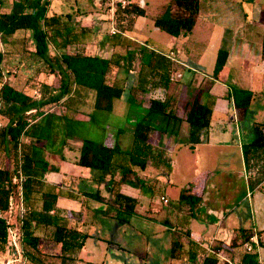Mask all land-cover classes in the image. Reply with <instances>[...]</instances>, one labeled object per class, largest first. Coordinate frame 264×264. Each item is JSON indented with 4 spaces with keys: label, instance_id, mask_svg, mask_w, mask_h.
I'll list each match as a JSON object with an SVG mask.
<instances>
[{
    "label": "crops",
    "instance_id": "crops-1",
    "mask_svg": "<svg viewBox=\"0 0 264 264\" xmlns=\"http://www.w3.org/2000/svg\"><path fill=\"white\" fill-rule=\"evenodd\" d=\"M98 1H51L48 15L56 14L62 18L61 24L46 27L49 33L48 59L54 64V68L48 65V71L37 69V75L29 73L33 63L28 67L29 63L24 58L21 60L22 64L15 60V56L25 54V49H35L31 31L18 29L12 34H6L5 39L0 33V50L5 51L3 80L15 84L11 80L17 75L19 83L21 81L23 85L16 86L22 87L36 98L41 96L44 84L48 85L44 89L46 95L60 91L63 73L54 57L65 52L83 51L111 59L107 80L124 86L122 96L115 100L111 111L95 110L93 93L80 89V93L75 92L77 95L74 106L70 110H66L64 106L60 111L49 103L50 106H44L42 114H37L35 119L29 121L30 135H23L22 139L31 142L37 157L42 163L48 164L41 181L58 193L56 206L59 211L54 213L52 209L50 212L54 215L55 222L65 223L69 228L88 234L77 252L80 258L91 259L93 256V249H88V240L94 237L93 229L99 226V218L111 217L128 224L134 216L149 220L151 213H154V242L158 244L154 248V264H204L209 255L216 259L214 264H264V150H249L246 161L243 149V145L255 137L256 125L264 135V0H200V11L191 32L178 36L171 34L172 42L167 48L168 52H175L178 62L168 58L166 52L157 51L153 47L159 42L147 34L149 26L162 29L155 25L146 0L143 3L137 1L146 9L147 14L136 16L127 29H119L116 25L115 12L118 4L115 0H107L109 7L105 10L95 7ZM165 2L167 0H160L158 3L154 0L150 5L154 6V13ZM14 10H19L14 7V0H0L1 12ZM113 28L117 32L113 33ZM224 43L229 54L224 67L214 75L218 50ZM169 67L177 69L175 72L178 82L175 83L174 79L167 82L168 94L166 93L165 98L171 106L174 103L176 107V103L182 98H188V94L182 95L185 86L208 84L201 98L204 102H213L207 139L190 146L189 125L186 120L175 122L155 116L152 120L154 142L151 135L150 143L153 144L154 151L162 150V154L156 156L154 161L148 160L144 170L133 166L134 172L131 175L132 179L154 178V189L152 186L147 188L141 183L137 184L136 179L130 182L123 178L122 182L120 164H114L108 171L78 164L83 136L91 138L95 131L101 132L98 141L108 145L106 141L112 129L117 133L123 132L120 134L121 144L126 143L132 148L136 123L147 113L149 100L160 98L151 96V85L155 88L162 81L161 77L164 81ZM187 70L193 74L191 77ZM33 77L40 82L38 89L35 84L31 85V82H35ZM183 79L186 81H182ZM178 86L180 91L176 89ZM234 86L252 91L250 104L245 107L236 106L232 95ZM69 94L74 95V88ZM83 103L86 110L85 106L81 108ZM120 103L124 104V109L118 112L125 116L126 126L112 127L109 118L111 114L117 113L116 105ZM177 111L176 108V114L183 117ZM128 113L134 116L131 123L128 122ZM66 114L75 119L78 125L79 121L82 124L79 129H70L76 135H65V143L62 144L65 126L60 119ZM6 123L7 119H0V125ZM32 131L36 133L32 134ZM180 134H183L182 139ZM0 145V166L12 167L9 152ZM120 148L127 151V147ZM174 152L176 154L173 157ZM182 159L183 171L176 175V180L174 172ZM217 160L224 163L216 165ZM233 161H237L238 165H233ZM151 168H154V177L151 175ZM189 186L193 193L202 197L193 205L179 200L181 189ZM46 187L42 186L37 192H42ZM172 188H176L174 199L167 196ZM117 191L136 200L132 213L128 214L122 210L123 207L118 206L121 215H125L121 218L113 215V210L117 208L114 203ZM19 203L17 194L7 213L10 231L15 232L18 238L16 243L11 238L7 250L0 252V264H4L5 259L2 257L9 253L25 258L21 241L27 226L36 229L34 234L38 236L42 234L39 230L45 226L25 220L18 214L16 226L13 227L12 213L15 209L18 210ZM33 204L36 209L41 208L42 199L39 198ZM50 228L48 238L54 244L53 252L59 254L61 243L54 240L53 228ZM39 237L40 249L43 238ZM98 237L109 240L105 236ZM247 244L252 245L251 250L247 248ZM142 250L144 251L139 253V257H147L148 250ZM43 252L50 253L47 249ZM16 258L18 259L17 256ZM13 260L15 258H10L5 264ZM142 264L148 263L143 260Z\"/></svg>",
    "mask_w": 264,
    "mask_h": 264
},
{
    "label": "trees",
    "instance_id": "trees-1",
    "mask_svg": "<svg viewBox=\"0 0 264 264\" xmlns=\"http://www.w3.org/2000/svg\"><path fill=\"white\" fill-rule=\"evenodd\" d=\"M52 0H14V7L19 8L17 11L1 12L0 11V33L5 39L6 34H12L18 29L31 31V36L35 44L34 53L43 61L51 65L54 64L48 59V36L47 26L62 23L60 15H48L49 7ZM200 11V0H167L160 5L159 9L151 14V17L157 27L178 36L188 34L194 27ZM146 9L134 0L130 4L122 7L117 5L115 12L116 25L119 29H127L138 15H146ZM68 34V31H67ZM67 42V41H66ZM27 50V49H25ZM29 50V48H28ZM229 51L224 44L218 50V55L214 68V75L224 67ZM262 56L264 58V37L262 46ZM5 51L0 50V117L7 119V123L0 125V144L4 150L8 151L13 166H0V252H4L9 247L11 240L10 222L7 213L11 207L12 199L17 195L18 183L13 180L14 174L20 168L24 177L22 188L25 203L31 206V210L24 216L25 220L42 223L45 226H52V236L56 242L61 243V252L59 264H67L68 261L74 260L75 253L83 246L87 233L75 228H69L65 223L55 222V217L51 214L59 211L56 206L58 193L52 190V187H46L41 181V176L48 168V164L41 162L37 153L33 151L34 145L29 141L22 139L23 135H30L29 131V113L35 109V114L40 115L44 106L49 103L65 101L64 104L68 110L74 106L75 92L82 89L93 93V106L95 110L111 111L116 99L120 98L124 92V86L107 80L112 60L100 55H92L78 51L75 53H62L59 57H54L63 73L61 89L58 93L45 94L48 85H42V94L39 98L27 93L22 87L16 86L9 81H4L3 62ZM49 60V61H48ZM169 79V77H168ZM168 79L165 81L167 82ZM74 88V95L70 96V90ZM78 93H80L78 91ZM203 92L195 93L185 104L183 117L178 116L175 109L171 106L169 100L162 98H152L149 100L147 113L140 119L133 131V144L130 151H124L115 143L108 145L102 141L93 138L84 137L80 147L77 163L88 166L96 170L108 171L114 164L118 165L124 157L128 159L131 165L144 170L147 161H154L159 157L162 150H153L150 143V136L154 131L152 120L155 116H161L165 120H174L175 122L183 119L188 122V142L190 146L204 142L207 139L208 129L212 120L213 102L202 101ZM252 91L240 87H232V95L236 106H247L252 99ZM132 101V98L129 97ZM59 120V119H58ZM64 126V135L61 143H65V135L75 134L70 129L81 128L75 119L66 114L61 117ZM35 134V131L31 132ZM76 135V134H75ZM1 146V145H0ZM245 160L247 161L248 152L251 149L256 151L264 150V135L259 126H255V137L243 145ZM122 182L123 178L134 181L131 176L134 172L133 166L126 167L122 164ZM46 187L42 192L39 188ZM40 193V196H39ZM114 203L117 208L113 210V215L117 218L121 215L118 206L122 210L132 213L135 206V198L117 191L114 195ZM39 198L42 199V206L36 209L34 202ZM201 195L193 193L191 187L181 189L179 200L191 205L201 200ZM112 214V213H111ZM27 226L21 246L24 250L25 259L33 264H43V255L39 249L40 237L33 233V229ZM32 231V232H31ZM264 245V243H263ZM46 255V254H45ZM48 256V255H47ZM216 259L210 255L206 257L204 264H214Z\"/></svg>",
    "mask_w": 264,
    "mask_h": 264
},
{
    "label": "rangeland",
    "instance_id": "rangeland-1",
    "mask_svg": "<svg viewBox=\"0 0 264 264\" xmlns=\"http://www.w3.org/2000/svg\"><path fill=\"white\" fill-rule=\"evenodd\" d=\"M140 3H143L144 0H138ZM157 3L160 0H155ZM145 2L149 3V5L147 6L148 10L151 12V14L153 13V7L154 6H150L152 2H154V0H146ZM95 7H100L102 8V10H105L106 8L109 7V3L107 0H99L96 4ZM153 25V24H152ZM154 26L148 28V32L147 34H149L150 36H152L153 38H156L158 40L159 43H156V45L153 47L157 50V51H164V52H168V44L170 42H172V38L173 36L169 33H167L166 31L163 30H159V29H155L153 28ZM34 50L27 48V50L25 51V54H21L15 56V60H18L20 63L22 64L21 60L24 58L27 63H29L28 67H30L33 63V65L31 66V69L29 71L30 74L33 75V73L35 75L38 74V72H35V70H49V66L48 63H46L45 61H43L41 58H39V56L37 54H35L33 52ZM14 59V58H12ZM14 60V61H15ZM14 65V64H13ZM17 65V63L15 64V66ZM37 65V66H36ZM149 66V65H148ZM9 67V66H8ZM19 67V66H18ZM33 67L34 70H33ZM170 68L169 67L167 69V73L166 74V78H164L163 81V77H161L160 79L162 81H159L158 85L154 88V85H151V96H156V97H160V98H164L167 97V88H168V83L170 82V80L174 79L175 83H178L176 81L177 78V74L175 72V76L173 79H171V75H170ZM7 69V66H6ZM37 70V71H38ZM177 69H175L174 71H176ZM188 72V70H187ZM19 73V71L17 72ZM189 75V77H191L193 74L192 73H187ZM16 75V72H15ZM169 77V79H168ZM18 76H13L12 80L15 84H21L23 85V83L20 81H18ZM33 81H35L34 83L31 82V85L35 84V86H37V89L40 87V82L38 80H36V78H32ZM168 79L169 82L167 83L165 80ZM156 80V79H155ZM182 81H186L185 79H183ZM133 83H135V81H133ZM132 83V84H133ZM181 84V83H180ZM1 85V82H0ZM197 84H189L187 86H185L182 89V95L188 94V98L185 99L182 98V100H180L178 103H176V107L174 105V103L172 104L173 108L176 109L177 108V113L180 112L181 115H184V111H185V104L186 102L197 92H203L205 91V88H207L208 84H201V86H197ZM35 89V88H34ZM33 89V90H34ZM61 89V88H60ZM150 89V88H149ZM178 91H180V86H178ZM32 93H36L35 91H32ZM167 93V94H166ZM203 96V94H201ZM65 100V99H64ZM63 99L55 102V103H50V105H55L56 109H60V111H62L64 109V101ZM49 105V104H48ZM49 105V106H50ZM80 106V105H79ZM85 106V103H83L81 105V108ZM117 113H113L110 115L109 118V122L111 123L112 127H119V128H123L125 125V116H123L122 114L119 115L118 111H123L124 109V104H117ZM66 107V106H65ZM86 106L84 107V109L86 110ZM68 110V109H66ZM70 113V111H69ZM184 113V114H183ZM73 115H76V113H72ZM29 117L35 119L37 117L36 114H30ZM134 116L132 115V113H128L127 118H128V122L131 123V119ZM1 119V118H0ZM32 119V120H33ZM164 119V118H163ZM165 120V119H164ZM172 121V120H171ZM85 129H87V127H85ZM110 135L107 138V141L109 144L114 145L115 143H117L119 146L126 148L127 147V151H130V147H128V144H121L120 142V134H122L123 132L117 133L115 131V129H112L110 131ZM100 131H95L92 132L91 138L95 139V140H99L100 138ZM153 137H152V141L154 142V131L152 133ZM180 139H182L183 134L179 135ZM153 145V144H152ZM126 146V147H124ZM154 150V148H153ZM175 152L172 153L173 157L175 156ZM183 159L182 161L180 160V162H178V166H176V170L174 172V177H176V175H180L183 171V167L181 164H183ZM224 162H221L219 160H217L216 165H222ZM122 164H124L126 167H130L133 166L130 164V162L128 161L127 158L124 157L123 162H120V165L123 166ZM238 165L237 161H233V165ZM140 169V168H139ZM151 175L154 177V168H151ZM96 171V170H95ZM132 174H128V176H131ZM132 177V176H131ZM169 176H165V178H168ZM137 184L141 183L143 187H151L152 189H154V178H139V177H135ZM176 180L177 177H176ZM176 188H172L170 189V191L167 192V196L168 198L174 199V194H176ZM169 190V189H168ZM151 201H154V194H153V198L151 197ZM12 217H13V227L16 226L15 225V221L16 218L18 217V210L15 209V211H13L12 213ZM97 223L99 224V226H95L94 227V237L92 236V238H90L88 240V245L89 248L88 249H93L92 253L93 256L91 259H86L85 257L80 258L77 255V252L75 253L74 256V260H70L67 262V264H142L143 260L147 261L148 264H154V248L155 246H158V244H156L154 241L156 240V235H154V229L156 227V225L154 224V213H151V215L149 216V220H142L141 218L134 216V218L132 219L131 223H125L119 219H115V218H111V217H104V218H99L97 220ZM101 226V227H100ZM140 228L139 230L136 229ZM50 227L48 226H44V228L40 229L39 232H42V234H40L39 236H42L43 239L41 240V247H40V251L43 255L42 261L43 264H59L60 263V259L57 255H59L58 253L53 252V246L54 244L51 242V239L48 238L49 235V231H50ZM92 230V229H91ZM92 230V231H93ZM141 230V231H140ZM36 231L33 230V233ZM32 232V231H31ZM162 232V231H160ZM98 236H105L108 237L109 240H102L99 239ZM161 236V235H160ZM162 237V236H161ZM43 241V242H42ZM163 244V243H162ZM142 248L146 249L145 251L148 250V256L147 257H139V253H143L144 250H142ZM44 249H47L48 251H50V253H45L43 252ZM86 253V252H85ZM46 254V255H45ZM48 255V256H47ZM16 256L18 257V259L16 258ZM82 256V254H81ZM2 258H4V264L8 261V259H14L11 263L9 264H24V262H29L27 261L24 257H21L18 254L15 255H11L10 253L7 255H4ZM145 258V259H144ZM17 259V260H16ZM91 260V261H90ZM93 261V262H92Z\"/></svg>",
    "mask_w": 264,
    "mask_h": 264
},
{
    "label": "built area",
    "instance_id": "built-area-1",
    "mask_svg": "<svg viewBox=\"0 0 264 264\" xmlns=\"http://www.w3.org/2000/svg\"><path fill=\"white\" fill-rule=\"evenodd\" d=\"M132 1L134 0H115V2L118 4V5H121L122 7L130 4ZM112 32L115 33L117 32V29L113 28L112 29ZM165 55L170 58L172 61H175V62H178L177 58H176V54L173 50H170L169 52L165 53ZM170 75H171V79L174 78L175 76V71L174 69H170ZM29 114H32V113H35V109H32L30 111H28ZM29 121H32V118L29 117L28 118ZM24 179L22 173H21V170L20 168H18V171L16 174H14L13 176V180L15 182L18 183L19 187H18V197L20 198V203H19V208H18V214L20 215L21 218L24 219V216L31 210V206L30 205H27L24 201V194H23V188H22V180ZM164 201H167V199H164ZM11 238L13 240V243H16L15 240H17L18 236L15 232L12 233L11 231ZM247 248L249 250L252 249V245L251 244H247ZM258 264H263L262 262L261 263H258Z\"/></svg>",
    "mask_w": 264,
    "mask_h": 264
}]
</instances>
